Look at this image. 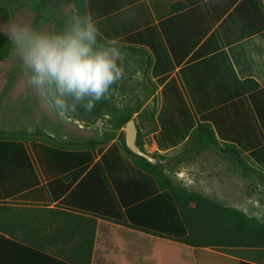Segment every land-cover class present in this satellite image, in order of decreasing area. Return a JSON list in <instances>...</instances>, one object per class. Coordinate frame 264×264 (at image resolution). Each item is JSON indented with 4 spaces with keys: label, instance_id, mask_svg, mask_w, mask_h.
I'll list each match as a JSON object with an SVG mask.
<instances>
[{
    "label": "trees",
    "instance_id": "trees-1",
    "mask_svg": "<svg viewBox=\"0 0 264 264\" xmlns=\"http://www.w3.org/2000/svg\"><path fill=\"white\" fill-rule=\"evenodd\" d=\"M68 1L91 13L101 42L115 40L129 51L141 48L152 55L151 75L161 87L153 135L158 150L189 143L203 150L222 142L228 146L221 148L225 156L244 172L255 171L243 155L264 170V83L249 79L261 65L256 54L264 58L261 0ZM11 51L7 35L0 33V60ZM218 77L224 83H217ZM100 106L107 107L106 102L95 110ZM112 114L117 129L131 120L130 115ZM18 135L0 137V200L48 194L60 205L191 246L264 248V225H255V242L245 244L242 235L253 230L250 220L233 212L247 225L230 224L227 208L172 183L162 165L127 148L123 132L107 146L81 149L57 145L52 137L51 143L26 142L24 133ZM7 225L0 224V242L12 243L14 230ZM235 226L240 235L228 243V227ZM218 232L224 244L215 240ZM1 252L2 245L0 264Z\"/></svg>",
    "mask_w": 264,
    "mask_h": 264
},
{
    "label": "rangeland",
    "instance_id": "rangeland-1",
    "mask_svg": "<svg viewBox=\"0 0 264 264\" xmlns=\"http://www.w3.org/2000/svg\"><path fill=\"white\" fill-rule=\"evenodd\" d=\"M70 6L76 8L75 3L68 0H0V33L6 35L12 22H29L38 30H55ZM122 51L129 54L125 62L128 75L120 83L119 94L106 102L107 107L100 106L84 119L77 116L65 120L42 107L26 83L12 46L10 56L0 60V137L9 133L19 139L18 133H24L22 138L26 142L51 143L48 138L52 137L55 144L65 147H103L119 141L122 132L125 141V125L117 129L112 113L130 115L137 123V144L158 160L153 165H162L163 173L186 192L199 193L227 208L230 224L243 226L247 225L246 219L250 220L253 230L248 228L251 232L242 235L246 239L243 242H255L251 241L252 235L255 237V225H264V170L243 155L255 171L244 172L225 156L221 148L228 146L222 142L203 150L189 143L166 152L158 151L153 135L158 129L156 116L161 106V87L151 75L153 57L141 48L129 51L122 47ZM29 128L33 131L29 132ZM233 212L241 213L246 219ZM239 226L228 227V243L237 241L231 237L240 235ZM214 234L217 242L225 243L226 239L219 232ZM228 250L244 257L264 259V248L233 245ZM252 250H260L262 254Z\"/></svg>",
    "mask_w": 264,
    "mask_h": 264
},
{
    "label": "crops",
    "instance_id": "crops-1",
    "mask_svg": "<svg viewBox=\"0 0 264 264\" xmlns=\"http://www.w3.org/2000/svg\"><path fill=\"white\" fill-rule=\"evenodd\" d=\"M261 2L264 5V0ZM259 47L264 50V41ZM256 55L261 65L254 67L258 74L249 79L264 83V58ZM217 83L224 82L218 77ZM15 201L18 203L8 204ZM5 221L14 230V238L5 234L12 243L0 242L2 264H264L258 257H244L224 248L191 246L63 206L51 201L48 194L0 200V224Z\"/></svg>",
    "mask_w": 264,
    "mask_h": 264
},
{
    "label": "clouds",
    "instance_id": "clouds-1",
    "mask_svg": "<svg viewBox=\"0 0 264 264\" xmlns=\"http://www.w3.org/2000/svg\"><path fill=\"white\" fill-rule=\"evenodd\" d=\"M6 35L27 85L42 107L61 119L91 114L98 104L118 95L121 81L127 79L129 54L115 40L101 42L88 11L70 6L55 30L12 22Z\"/></svg>",
    "mask_w": 264,
    "mask_h": 264
},
{
    "label": "water",
    "instance_id": "water-1",
    "mask_svg": "<svg viewBox=\"0 0 264 264\" xmlns=\"http://www.w3.org/2000/svg\"><path fill=\"white\" fill-rule=\"evenodd\" d=\"M138 128L134 119L129 120L125 125V144L127 148L137 156L145 158L151 164H157L158 160L144 151L138 144Z\"/></svg>",
    "mask_w": 264,
    "mask_h": 264
}]
</instances>
